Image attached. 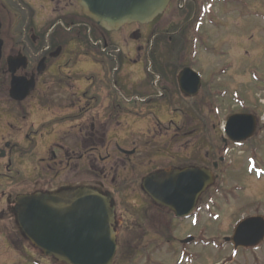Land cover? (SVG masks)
Instances as JSON below:
<instances>
[{"label":"rangeland","instance_id":"374dc122","mask_svg":"<svg viewBox=\"0 0 264 264\" xmlns=\"http://www.w3.org/2000/svg\"><path fill=\"white\" fill-rule=\"evenodd\" d=\"M0 2L3 5L0 9L3 24L1 38L6 46L4 61L11 56L10 53L16 52V56L22 54L35 65L33 68L36 72L44 56L41 50L55 48L59 41H73L71 50L74 51L78 41H83L88 47H84L86 52H76V61L72 54L62 57L73 58L74 64L81 57L84 65H87L80 71L76 70L82 76L80 85L85 87L90 78L87 75L92 74L91 77L101 82L96 89L100 90L101 85L107 84L110 91L127 93L130 99L134 96L136 106L141 104L140 99L149 100L146 94L151 97L159 94L154 86L156 66L150 65L153 53L160 58L163 66L180 61L173 76L177 75V71L188 68V65L194 67L203 81L202 91L196 98L187 99L178 93L174 98L168 96L162 99L157 106L153 103L151 108L145 109V116H140L143 121L132 114L134 117H129L125 128L113 138L118 144L125 141L124 149L132 150V143L143 146L136 158H123L125 161L131 160L128 170L138 174L127 175V180L134 183L122 187V204L117 199L120 194L115 195L117 209L125 210L126 214H119L125 220L121 219L118 230V251L114 264H235L234 260L230 262L233 247L225 240L241 221L255 216L264 217V0L208 1V22H215L217 27L206 26L200 34L203 45L198 46L197 42L191 45V41H188L183 43V47L178 43L180 35L184 39L191 37L190 28H183L181 34L179 31L181 17L185 15L183 12L168 13L152 26L142 28V38L135 41L131 36L138 27L108 34L89 22L82 10L77 17H61L53 14L51 6L44 0ZM32 7L37 10L36 14L29 11ZM219 11L225 13H221L217 20L214 14L216 12L219 16ZM55 26L56 31L53 30ZM72 26L75 28L67 32ZM80 32L87 37V42L79 36ZM103 39L109 44L105 48L99 44ZM117 49L122 51L121 55L115 52ZM150 49L152 52L145 54ZM102 51L112 54L114 59L108 63L110 77L107 79L103 78L107 69L100 66L101 58H105ZM85 53L91 56H84ZM174 53L177 59L173 60ZM117 57L119 59L115 60ZM148 67L153 74L147 73ZM54 73L53 68L49 72L47 66L46 72L38 77L32 100L20 106L19 127H23V133L32 123L41 122L49 115L45 112L49 100L43 101V92L47 91L48 97H53L50 102L54 104L56 96L66 91L64 82L75 81L73 77H66L67 80L62 82V77L56 78ZM140 85H147L148 93L142 94L143 87L140 88ZM6 106L3 104L4 108ZM235 114H252L258 119L255 138L243 146L228 141L224 133L227 120ZM144 143H147V147H144ZM220 157L224 162H219ZM214 162L220 163L217 171H214V176H218L216 183L199 199L192 217L184 221L175 219L167 209L155 204L143 188V178L158 170L200 167L213 171ZM14 177L20 183L18 189H13L17 194L49 189L58 183L55 182L56 177L48 174H40L41 178L39 174L33 178L25 173L14 174ZM108 187L114 190L113 186ZM2 205L5 209L6 204ZM10 228L13 229V226L0 223V231ZM20 232L18 235L13 232L18 241L19 254L0 248V264H62L45 257ZM190 238L192 242L183 243ZM263 253L264 247L254 254L239 256L238 260L241 264H252L251 259L258 257L262 260ZM258 264L263 263L260 261Z\"/></svg>","mask_w":264,"mask_h":264},{"label":"flooded vegetation","instance_id":"af4514ba","mask_svg":"<svg viewBox=\"0 0 264 264\" xmlns=\"http://www.w3.org/2000/svg\"><path fill=\"white\" fill-rule=\"evenodd\" d=\"M44 1L49 3L53 14L61 17H77V14H79L82 10L78 5L77 0ZM208 1L211 2V0H171L166 13L161 16L164 17L171 12L174 14L176 11L178 13H185V15L181 17L182 25L179 31L181 34V32H183V28H190L189 31H191V37L189 39H184V37L180 35L178 43L182 47L183 43L188 41H191V45H193L194 42H197L198 46L203 45L200 34L206 26L212 25V28L217 27L215 22H208L210 21V11L208 10L210 2ZM2 8L3 5L0 2V9ZM1 11L2 10H0V12ZM29 11H31L32 14L37 13V10H35L34 7L30 8ZM221 13L224 14L225 12L219 11V16L215 12L214 15L217 20ZM75 26L70 27L67 32H71ZM131 27H138L137 31L139 32L142 28H144L139 25H130L125 26L118 33ZM56 29L57 26L53 27L54 31H56ZM100 30L103 31L102 29ZM2 32L3 24L1 36ZM71 42L62 43V41H59L58 44L54 45L55 48H50L49 52H45L46 49H44V51L41 50V54L42 51L44 53L43 58L46 59L44 72H46L47 66H49V72L50 68H53L56 78L62 77V82L64 79L67 80L66 77L71 79L73 77L75 78V81L68 80L64 82L66 91H63V94L56 96L57 100L53 101L54 104H51L50 102V98L53 97H48L47 91L43 92V101L49 100L48 105L46 104L47 111H44L49 115L41 122H34L35 124L32 123L31 126L28 127V130L24 133L23 127H19L20 120L18 112L20 106H22L25 101L18 103L12 100L10 96L12 75L10 74L8 67V58L4 61V57H6L4 56V49L6 47L4 42L3 56L0 62V223L6 225L9 224L10 226L12 225L13 229L10 228V230L0 231V241L2 242V246L0 248L6 249L7 251L10 250L9 252L11 253L14 252L19 254V249L17 247L18 241L15 240L16 235L14 236L13 232H16L18 235L21 231L17 214L18 201L21 196H31L37 194L65 195L73 193L81 188H91L97 190L103 195L111 194L115 203V195L117 197L118 194H120V197H117V199L119 204H122L123 202L120 201V199L123 198L121 191L122 187L130 185V183H134L127 180V175L135 173L138 174L136 171L128 170L131 168L130 165L132 163H129L131 160L125 161L123 158L126 156L136 158V156L140 154L143 146H139L138 143H132V150H129L128 148L124 149L125 141L121 144L116 143L113 139L115 134H119V132L125 128V122L132 116V114L136 115L140 121H143L140 116H145V109L147 110L151 108L153 103L157 106L161 103L162 99H166L168 96L169 98H174L175 94L178 95V93L181 94L180 96L187 98L180 90L179 85V77L183 70L177 71V75L173 76V73H175L178 69L176 68V64H180V61L178 62V60L169 65L168 75L160 77L154 84L156 87L155 90L159 92L158 96L151 97L147 95V85L139 86L140 88L143 87V89H141L142 94L145 92L144 94H146L149 100L146 101L145 99H140L141 104L138 106H136V102H134V96L130 99L128 97L129 94L127 93L119 94V92L110 91L107 84L101 85L100 90L96 89V86H99L101 82L100 80H96V78L91 77L92 74L87 75V77L90 78L87 80V85L83 87L79 83L80 77L82 76L78 75L76 70L78 69V71H80L87 65H84L81 57L77 63L74 64L76 61L74 55H76V52L80 51V49L77 43L76 50L72 51ZM178 43L176 44L178 45ZM105 44L108 45V42L105 41ZM167 50L170 51L169 48H167ZM149 52H152V49L145 52V54H148ZM102 53L105 58H101L100 55L98 56L101 58L100 66L103 65V67H106H104V69H107L103 74V78L107 79V77H110L108 61H110V59L112 60L113 55L110 53L106 54L104 51H102ZM66 54L67 56L72 54L75 61H73V58L71 60H69L70 58L63 59L62 57ZM10 55V57H15L17 53L13 52V54L10 53ZM180 55L181 52L179 56ZM172 59H177L176 54ZM89 60L87 61L88 63ZM92 62L94 64V61ZM39 63L35 72V69L33 68L35 65L29 59L28 67L26 69H21L17 73L18 76H24L28 79L35 77L36 89L38 85V77L42 74L38 71ZM47 63H49V65ZM61 63H63V66ZM30 67H32V70H29ZM20 72L22 73L19 74ZM149 78L150 77L148 76V81ZM76 84L78 89L76 88ZM202 87L203 86L200 88V92L202 91ZM5 88L7 91H4ZM173 89H175L174 92ZM118 94L120 96H118ZM32 96L26 101L30 100ZM3 104H7V106L4 108ZM170 104L171 103L168 105ZM136 107H140V109ZM135 108L139 111H136ZM3 110H6V112L4 113ZM58 114L61 116H57ZM125 116H128V118L124 119ZM24 120H27V117H24ZM113 123L115 129H112ZM257 132L258 128L256 134ZM144 147H147V143H144ZM146 151L147 149L145 152ZM214 164L212 167L213 174L214 171H217L214 169ZM14 165H17V167H14ZM174 170L176 169L158 170L151 174H164ZM24 173L31 174L33 178H35L38 174L39 177L40 174H48L51 175V177H56L55 182L58 181V183L53 184V186L49 187V189H40L39 191L33 193L17 194V192L13 191V189H18L20 183H18L17 179H15L16 177H14V174ZM109 185L113 186L114 190L108 187ZM2 203L6 204L5 209H3ZM118 209L116 204L114 229L117 234V241L121 219L125 220V217H120L119 214L120 212H122V215L123 213L126 214L125 210L121 208L119 210ZM122 225L124 226V223H122ZM234 230L231 232L232 234L228 236L229 238L233 235ZM20 233L23 234L22 231ZM23 237L32 245L24 234ZM225 242L233 247V255L230 262L234 260L235 264L242 263L238 260L239 256L254 254L264 247L263 244L256 249H239L236 251L232 242H228L227 240H225ZM257 258H255V260L251 259V263L258 264V262L261 261L264 264V257L262 260Z\"/></svg>","mask_w":264,"mask_h":264},{"label":"water","instance_id":"95a60500","mask_svg":"<svg viewBox=\"0 0 264 264\" xmlns=\"http://www.w3.org/2000/svg\"><path fill=\"white\" fill-rule=\"evenodd\" d=\"M77 1L85 17L113 33L125 26L151 25L166 13L171 0ZM1 31L0 22V62L4 48ZM132 38L140 40L141 34L136 32ZM45 61L43 59L39 64L40 73L45 70ZM28 64V58L23 55L8 58L12 75L10 96L17 102L25 101L36 88L35 77L28 79L17 76ZM179 84L186 96L195 97L202 82L198 73L186 68L180 74ZM257 124L254 116L237 114L228 119L225 134L232 142L243 143L253 138ZM214 181L210 170L188 167L164 174H151L144 179L143 188L157 205L168 209L178 219H186ZM115 211L111 194L103 195L91 188H81L65 195L21 196L17 207L22 233L44 256L62 264H114L118 251ZM192 241L190 238L184 243ZM232 241L236 249L260 245L264 241V218L252 217L239 223Z\"/></svg>","mask_w":264,"mask_h":264},{"label":"trees","instance_id":"16d2710c","mask_svg":"<svg viewBox=\"0 0 264 264\" xmlns=\"http://www.w3.org/2000/svg\"><path fill=\"white\" fill-rule=\"evenodd\" d=\"M88 20V19H87ZM83 36V35H82ZM83 40H87V37L86 36H83ZM87 42V41H86ZM155 55L153 54L152 55V59H151V62H152V64L154 65V66H156V69H155V71L157 72V74H159L161 77L162 76H166V75H168L167 73H168V66L169 65H165V66H163L160 62V58L158 57H156V59H155V57H154ZM171 57V56H170ZM243 146V145H242ZM212 147H214L215 148V146L214 145H212ZM221 158V157H220ZM220 158H219V160H220Z\"/></svg>","mask_w":264,"mask_h":264}]
</instances>
